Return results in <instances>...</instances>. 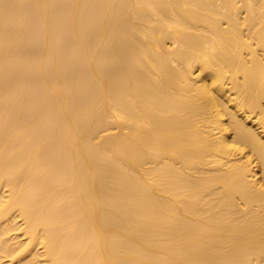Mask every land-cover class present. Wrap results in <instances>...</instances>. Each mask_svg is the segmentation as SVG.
Masks as SVG:
<instances>
[{
    "label": "bare ground",
    "instance_id": "obj_1",
    "mask_svg": "<svg viewBox=\"0 0 264 264\" xmlns=\"http://www.w3.org/2000/svg\"><path fill=\"white\" fill-rule=\"evenodd\" d=\"M0 264H264V0H0Z\"/></svg>",
    "mask_w": 264,
    "mask_h": 264
}]
</instances>
